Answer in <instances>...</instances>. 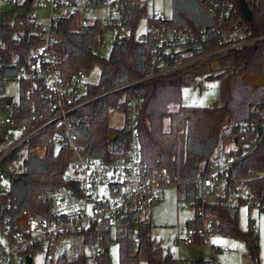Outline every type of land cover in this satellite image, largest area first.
<instances>
[{"label": "trees", "instance_id": "1", "mask_svg": "<svg viewBox=\"0 0 264 264\" xmlns=\"http://www.w3.org/2000/svg\"><path fill=\"white\" fill-rule=\"evenodd\" d=\"M16 7L30 8L31 2L25 1ZM251 10L247 34L254 37L264 36V0H259ZM146 14L147 6L140 0H124L117 21L120 29L125 28L126 32L123 36H120V33L116 35L107 57L96 52L103 40L102 22L99 18L79 24L77 14L61 15L54 25L56 39L52 43V49L55 63L63 73L84 70L89 74L96 64L101 67L100 79L91 89L93 94L101 96L92 103L82 105L78 111L81 116L88 115L77 131L81 138L88 140L86 150L89 154L113 160L127 150L129 135L125 127L111 126L108 115L111 110L125 111V96L138 94L143 97L138 132L142 143V156L146 163L144 176L162 188L176 184L179 200L188 199L192 202L196 213L193 218L187 220L188 230L190 227L202 225V219L197 213L201 203L197 200L194 178L199 172L205 173L211 169L209 158L221 138L230 142L234 141L236 136H242L243 132L238 127L222 133L224 123L227 120L258 124L264 122L263 92L258 86L244 83L242 78L245 73H262L264 38L240 49L216 53L210 57L223 55L220 65L226 68V71L218 76L223 79V105H184L181 88L190 84L193 74L201 69L192 66L184 72L144 78L153 69L148 61L149 49L145 42L138 39L136 31ZM167 22L199 28L210 26L215 21L195 0H173V16ZM41 29L42 24L34 21L33 16L17 13L11 19L7 12L0 10V110L6 111L10 106L17 104V109L12 114L16 126L32 127L49 116L41 88L39 85L34 86L29 77H22L17 101L6 93L7 83L20 73L22 67L27 66L29 54L40 43ZM219 46L217 40L205 42L200 52L213 51ZM14 57L18 60L17 65L13 63ZM129 83V86H124ZM118 87L121 88L116 89ZM10 98L12 101L8 103ZM174 106L176 108H173ZM53 131L54 126H48L30 142L34 146L47 147L44 157L26 146L13 151L1 163L0 169L8 167L11 172L10 190L0 193V198H11L16 204V214L23 209H30L39 216L45 215L47 206L40 201V192L67 183L64 179V173L69 166L66 147L49 143L48 139ZM111 133H116L115 139L110 138ZM252 136L251 131L245 134L246 138ZM5 146V138L0 135V154ZM18 159H22L21 168L12 169ZM234 168L236 174L245 179L264 171V140L239 160ZM247 183L256 188L264 200V177L249 179ZM203 206L206 216L213 215L214 232L242 237L249 247L253 264H261L257 233L252 228L249 231L242 230L237 216L232 217L219 201H206ZM119 226L118 229L103 230L109 247L112 243L118 244V264H139L141 260H146L147 264H183L171 251L165 250L160 238L151 234L150 223H134L130 218ZM137 228L140 240L135 247L133 235ZM122 229L125 231L123 234L120 233ZM81 234L84 237V246L89 249L95 241V231L89 230ZM35 251L32 249L30 253L34 254ZM55 264H89V255L82 250L75 258L69 259L64 252L58 255ZM98 264H113L109 248L102 253ZM191 264L216 263L213 260L198 258L191 261Z\"/></svg>", "mask_w": 264, "mask_h": 264}, {"label": "built area", "instance_id": "2", "mask_svg": "<svg viewBox=\"0 0 264 264\" xmlns=\"http://www.w3.org/2000/svg\"><path fill=\"white\" fill-rule=\"evenodd\" d=\"M6 1L14 6L20 4L19 0ZM25 1L37 6L50 3L53 12L50 24L42 25L39 31L41 41L29 54L27 66L22 67L13 80L20 82L22 77L27 76L34 86L39 85L42 97L47 102L49 116L32 127L16 126L12 114L17 109V104L6 110L8 116L5 121L0 122V135L4 136L6 142L0 154V166L13 151L26 146L44 157L47 147L34 146L30 142L36 134L51 125L54 126V131L48 141L55 146L66 147L69 166L64 173L67 183L40 192L39 199L47 206L43 216L30 209H23L16 214V204L12 199L0 198V264H26L28 255L32 257L33 264L34 255L38 251L45 253L44 264H55L58 255L64 253L58 252L62 238L70 233L89 230L96 233L95 241L87 252L89 264H98L106 250L105 244L109 248L103 230L118 229L119 225L130 218L134 223H149L142 219V215L160 198L163 188L144 176L146 163L138 132L143 97L138 94L125 96L123 126L129 135L127 150L113 160L89 154L86 150L88 140L81 138L77 131L88 115L81 116L78 111L82 105L92 103L101 94L91 92L94 83L88 80V74L84 70L62 72L55 63L52 43L56 39L54 25L61 15L77 14L79 24L88 23L92 21L90 15L96 5H107L119 14L124 0H23ZM140 1L146 5L148 0ZM195 1L214 19L213 24L194 28L169 24L164 15L156 12L149 17L147 31L138 36L149 49L148 61L153 69L144 78L186 71L216 53L240 49L264 38L247 34L248 19L241 0ZM246 2L251 9L259 0ZM33 17L34 21H38L36 16ZM121 30L126 32L125 28ZM212 40L219 42V48L200 52L203 44ZM13 63L17 65L16 57ZM129 85L130 83L124 86ZM234 127L243 132L241 138L236 136L230 142L221 138L209 158L211 169L205 173L199 172L194 178L197 200L201 203L197 213L202 219V225L186 230V234L180 238L185 243H206L210 240L215 230V221L213 215L206 216L203 205L208 201L207 195L218 190L223 191L219 202L232 217L238 216L243 203L264 213L263 198L261 199L256 188L247 183L249 179L264 177V171L245 179L239 177L234 168L239 160L264 140V122L258 124L227 120L222 126V133L230 132ZM249 131L253 132V136L246 138L245 134ZM5 168L8 167L0 169V179L4 182V190L0 193L10 190V173ZM256 196L260 198L255 199ZM179 205L185 206V200H181ZM252 229L258 233L255 225ZM83 239L84 237L82 241ZM139 240L137 228L133 235L135 247ZM32 249L36 250L34 254L30 253ZM217 250L219 249L216 248Z\"/></svg>", "mask_w": 264, "mask_h": 264}, {"label": "rangeland", "instance_id": "3", "mask_svg": "<svg viewBox=\"0 0 264 264\" xmlns=\"http://www.w3.org/2000/svg\"><path fill=\"white\" fill-rule=\"evenodd\" d=\"M20 4L23 0H19ZM147 15L144 16L136 31V36L144 34L148 29V19L153 13H159L170 19L173 16V0H148ZM0 10L7 12L9 18H13L15 14H27L36 16L37 20L47 26L51 22L50 15L53 12L50 3L44 5H31L30 8L16 7L8 3L6 0H0ZM119 14L107 5L98 4L95 6L90 20L99 18L101 24L102 43L96 48V52L101 56H109L116 35H125L120 29L117 17ZM110 20V21H109ZM206 58L197 62L194 66L201 69L193 74L192 82L183 85L181 88L182 104L194 106H215L223 105L221 98V89L223 79L218 76L226 71V68L220 65L221 57ZM180 72V71H179ZM184 72V71H182ZM231 68H229V72ZM101 76V67L96 64L88 74V80L97 83ZM243 82L253 84L262 90L264 95V68L262 73L251 74L245 73ZM239 79V78H238ZM6 93L11 95L14 100H18L20 94V82L10 80L6 86ZM173 108H176L175 106ZM264 112V109H263ZM8 114L5 110H0V122L5 121ZM109 123L114 128H121L124 124V113L121 110H111L108 115ZM22 159H18L11 167L12 169H20ZM3 183L0 179V191L4 190ZM223 196V191L218 190L216 193L207 195V200L218 202ZM256 196L255 199H259ZM254 201V200H253ZM186 205L180 206L178 196V188L176 184L165 186L159 200L152 203L148 210L143 213L142 219L148 220L151 224V234L160 238L165 250L171 251L176 257L181 259L183 264L191 263V261L203 257L207 260H213L216 264H253L249 247L246 241L236 235H225L221 232H214L210 236L208 242L185 243L180 238L186 234L187 220L195 216V207L188 199L185 200ZM237 221L240 228L249 231L255 225L258 229V254L261 264H264V213L259 212L256 208L250 207L247 203H243L239 209ZM125 231H120L123 234ZM81 233H70L64 236L59 243L58 252H65L69 259L76 257L79 251H89L84 246ZM216 248L219 250L216 251ZM223 248V249H221ZM110 253L113 264H118L119 248L117 243L110 244ZM45 253L38 251L33 258V264H44ZM139 264H147L146 260H141Z\"/></svg>", "mask_w": 264, "mask_h": 264}, {"label": "water", "instance_id": "4", "mask_svg": "<svg viewBox=\"0 0 264 264\" xmlns=\"http://www.w3.org/2000/svg\"><path fill=\"white\" fill-rule=\"evenodd\" d=\"M241 4H242V9H243V11H244V14H245L246 18H247L248 20H250V19H251V16H252V10L249 8V6H248L246 0H241ZM11 101H12V98L9 99V102H8V103H11ZM12 128H14V127H12ZM6 130H7V128L5 129V131H6ZM110 138H111V139H115V138H116V133H111V134H110ZM5 170H6L8 173L11 172L9 168H5ZM105 246H106V249H107V248H108V245L105 244ZM200 258L202 259L203 257H200ZM26 264H32V257H31L30 255H28V256L26 257Z\"/></svg>", "mask_w": 264, "mask_h": 264}, {"label": "crops", "instance_id": "5", "mask_svg": "<svg viewBox=\"0 0 264 264\" xmlns=\"http://www.w3.org/2000/svg\"><path fill=\"white\" fill-rule=\"evenodd\" d=\"M124 125V124H123ZM123 127V126H122ZM188 264H191V263H188Z\"/></svg>", "mask_w": 264, "mask_h": 264}]
</instances>
